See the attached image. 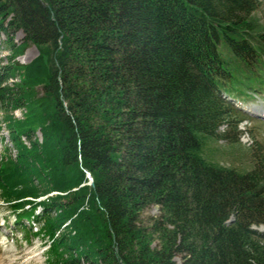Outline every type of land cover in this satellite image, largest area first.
<instances>
[{
    "label": "trees",
    "instance_id": "trees-1",
    "mask_svg": "<svg viewBox=\"0 0 264 264\" xmlns=\"http://www.w3.org/2000/svg\"><path fill=\"white\" fill-rule=\"evenodd\" d=\"M259 3L0 0V108L17 151L0 154V196L20 215L43 206L48 264H264L250 228L264 225V148L247 169L207 155L241 119L220 90L264 86ZM30 44L39 55L14 61Z\"/></svg>",
    "mask_w": 264,
    "mask_h": 264
},
{
    "label": "rangeland",
    "instance_id": "rangeland-1",
    "mask_svg": "<svg viewBox=\"0 0 264 264\" xmlns=\"http://www.w3.org/2000/svg\"><path fill=\"white\" fill-rule=\"evenodd\" d=\"M259 2L255 15L264 24V0H259ZM24 35L22 30L17 31L14 34V42L20 44L23 41ZM5 39V35H0V64L2 65L8 64L9 56L12 55L11 50L3 43ZM38 55L39 50L37 46L35 44H30L14 61L23 65L29 64ZM18 80L19 77L16 76L10 80V83ZM39 91L41 92V89H39ZM252 100L255 101H250V106L264 109V98L257 97ZM235 101L237 102L235 103L236 105H240L242 102L241 98H235ZM10 111L14 117L23 118V108L11 109ZM4 116L5 110L0 108V154L4 151L5 145L11 147ZM36 136L41 139L40 130L36 132ZM207 144L208 156L221 163L247 169L253 163L252 154L254 150L264 148V120H255L247 116V118L236 127L233 123L229 125L227 121H223L215 137ZM16 152L17 151L14 150L13 153L16 155ZM9 211L10 209H8L0 199V264H47V255L45 252L48 248V237L44 238L41 236V238H36L29 235L30 238L29 241H27V238L22 235L21 232H13L8 235L4 233L6 229L1 226V224L4 223V217L10 213ZM38 212L42 213V208H38L37 213ZM159 213V208L152 206L144 211L143 216L146 219V217L158 216ZM10 222L12 221L10 220ZM6 236H8V238ZM157 244V240L153 242V245ZM175 260L181 262L182 256L177 255Z\"/></svg>",
    "mask_w": 264,
    "mask_h": 264
}]
</instances>
